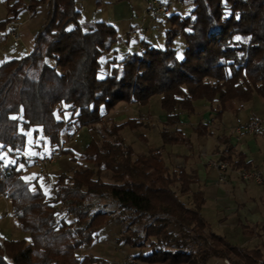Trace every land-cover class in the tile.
<instances>
[{"label": "trees", "instance_id": "trees-1", "mask_svg": "<svg viewBox=\"0 0 264 264\" xmlns=\"http://www.w3.org/2000/svg\"><path fill=\"white\" fill-rule=\"evenodd\" d=\"M4 1L7 15L0 19V34L24 8L33 13L48 3L49 9L30 52L0 64V163L4 150L28 149L25 131H40L53 149L62 133L102 122L120 101L145 105L160 95L166 116L159 132L163 145L183 141L177 129L168 127L179 123L181 112H193L196 100L217 102L216 117L231 101L248 102L254 95L264 101V0H192L189 14L168 16L171 25L162 48L142 41L137 51L113 59L105 71L101 57L118 40L112 24L83 26L76 0ZM178 36L184 39L180 49ZM143 125L137 118L113 123L77 158L62 150L84 166L59 173L51 199L36 178L8 162L0 194L10 200L11 214L28 240H4L0 264H107L93 254L79 258L76 250L100 242L101 231L113 221L143 225L145 236L126 228L120 241L138 248L132 256L145 264H206L212 257L264 264L259 248L231 244L210 229L201 212L204 193L191 187L194 175L169 168L159 148L136 153L119 135L126 126ZM236 157L235 168H251L242 152ZM103 171L110 172V181L101 178ZM93 195L117 201L116 215L108 217L99 207L90 211L83 201ZM68 215L73 221L65 220Z\"/></svg>", "mask_w": 264, "mask_h": 264}, {"label": "crops", "instance_id": "crops-1", "mask_svg": "<svg viewBox=\"0 0 264 264\" xmlns=\"http://www.w3.org/2000/svg\"><path fill=\"white\" fill-rule=\"evenodd\" d=\"M23 2L27 3V0H23ZM3 4L5 11L0 14V19L7 14L5 1H3ZM78 4L83 8H85L84 5L90 4L97 12L94 19L81 23L83 26L88 27L95 22H106L112 24L116 29L119 40L109 52L104 54V56H108L106 61L120 60L124 55L135 51L138 45L146 40L147 35L152 33L147 29V23L142 22L141 19L146 8L145 0H76V8ZM164 4L168 6L167 2H164ZM48 9V3L39 4L33 13L26 7L22 11L24 15L22 20L20 18L22 12H20L15 19L7 24L6 29L0 34V64L30 52L33 46L34 33L45 21ZM134 28L138 30V37L129 45L122 44L120 38ZM12 29L16 30L19 35L18 46H13L11 38L7 35L8 31ZM30 33L32 35V45L28 47L23 55L19 52L22 36ZM250 101L229 105L228 109L223 111L219 117L214 115L216 105L214 107L211 105L214 102L194 101V111L190 113L181 112L179 123L168 127L170 132L177 129L182 135L183 141L164 145L161 137V143L155 140L157 136H160L159 132L166 120L163 110L156 118L148 110L146 113H136L139 105L135 103L119 102L105 116L110 114L114 116V120L121 118L123 120L121 122L130 118H139V121H142L144 125L139 127L138 132L130 139L122 134L125 142L132 145L137 153H147L151 148H159L169 168L182 167L188 173L194 175L195 181L191 184V187L194 190L203 191L205 196L203 206L207 203V213L215 219L217 224V232L215 233L224 236L231 244L247 249L259 248L264 253V232L261 230L264 225V182L257 184L252 181H242L233 171H228L227 179L220 182L218 171L211 164L227 157L226 161L233 165L237 160L236 153L239 151L244 154V162L251 163V168L264 165L263 121L262 135L259 134L255 137L243 131L239 140L235 138L237 127L254 120V118H259L254 108L263 112L261 114L264 117V102L256 101L252 105L254 108H252L251 105H246ZM88 128L91 127L82 126L75 130L73 134L75 143L83 142L80 151L91 140ZM89 135L90 137L87 139ZM229 146H232L231 150H228ZM42 152L48 151L42 150ZM39 184L42 186L41 182ZM42 188L45 195L49 194L50 199L54 196L53 194L50 195L47 187L42 186ZM203 216L211 226L204 214Z\"/></svg>", "mask_w": 264, "mask_h": 264}, {"label": "rangeland", "instance_id": "rangeland-1", "mask_svg": "<svg viewBox=\"0 0 264 264\" xmlns=\"http://www.w3.org/2000/svg\"><path fill=\"white\" fill-rule=\"evenodd\" d=\"M3 1L4 0H0V14L1 13L3 14V12L5 11V7L3 8V5H4ZM161 1L168 3V6H166L168 11H169L168 15L159 21L158 28L156 30H149L152 33H149L146 37V40H145V41L150 40L151 44L155 47H158V48H162L164 46L165 30L171 25V21L169 20L168 16L171 13H176L177 15L189 14L193 8L192 0H168V1L167 0H161ZM84 6H85V8L81 7L80 4H78V6H77V9L81 10L80 11L81 17L79 18L80 23H84L86 20H92L97 15V12H95L93 6H91L90 4H86ZM6 9H7V7H6ZM22 11L23 10H21L20 12H22ZM4 15H5V13H4ZM23 16L24 15L22 12L20 14L21 20H22ZM2 17H3V15H2ZM120 42L124 45H129V44L123 43L121 38H120ZM31 45H32L31 33L30 34H24L22 36V41H21V46L19 48V52L24 55L26 50L28 49V47ZM175 45L179 49L183 47L184 39L182 36H178L175 39ZM139 46L140 45H138V48L136 49V51L139 49ZM107 52H109V51H107ZM107 57L108 56L101 57V59L104 63L103 64V71H105V69H107V66L109 63L108 60L106 61ZM49 62L53 63L52 60H49ZM99 75L101 76L102 74H99ZM159 97H160V95H154L150 98V100L148 101L147 104L139 105L136 113H139V112L140 113H143V112L146 113V111L148 110L151 112V114L155 115L156 118H158L160 111L162 110L160 107ZM256 101L264 102L257 95H254L253 98L251 99V101L249 103H247L246 105L252 106L253 103ZM120 102H124V101H120ZM124 103H127V102H124ZM215 103H217V102H214L211 105L214 107L215 105H217ZM238 103H241V102L231 101L228 104L230 106H232L233 104H238ZM252 108H254V106H252ZM254 110H255L256 114L259 115V118H254V120L255 119L260 120V121H263V123H264V117H262V114H261L263 112L257 110L256 108H254ZM215 112H216V110H215ZM69 114H70V112L67 111L63 115H64V117H67ZM105 115L103 117L102 122L88 126V127L92 128V129L88 128L89 134L91 135V139L92 138L101 139L105 135V131H104L105 128H110L113 123H118V122L122 123L121 121H123L121 118H116L114 120L113 119L114 116H111L110 114L107 116H105ZM132 115H135V114H132ZM260 117H262L263 120ZM124 128H126V129L123 130ZM124 128L119 130V135L122 136V134H123L125 137H127L129 139L131 137H134L135 133H137L138 130L140 129L139 127L138 128H132L129 126H126ZM25 134H26L25 148H32V149L35 148L34 151L37 150V152H41L42 150L43 151L44 150L45 151H51V150L55 149L56 147H61L62 150H64V149L71 150V152H72L71 155H73L74 157L77 158L81 152L80 151L82 149L81 147L83 146V142L75 143V136L73 135L74 134L73 132L62 133L60 144L58 146L54 147L53 149L50 148L47 138L45 136H43L40 133V131H37L34 134L33 128H31V129L25 131ZM259 134L262 135L263 131L260 130L259 133L252 134V135L256 137ZM90 135L87 137V139H89ZM70 136H71V138H70ZM155 140L158 143H161L160 142V136H157ZM157 142H155V143H157ZM38 149H39V151H38ZM136 149H138V147H136ZM14 154L15 153H13V154L10 153V151L8 149L4 150L3 151L4 162H6V163H8V162L10 163V161L11 162H14V161L17 162V167L24 169V174L26 176H28L30 178H36V182H38V183L41 182L42 186L47 187L48 188L47 191H49L50 195L53 194V183L56 180L57 175L59 173L71 174V172L75 168H79V167L84 166V164L82 162H81L82 164H80V162H78V160L71 159L70 154L62 152V154L60 155V157L57 159V161L55 163H53L48 169L42 171L35 166H30V165L25 166V163H23L21 161L18 162L17 160H14V158H13ZM56 173H58V174H56ZM101 178L105 181H110V172L109 171H103L101 173ZM47 191H46V193H47ZM46 196L48 199H50L49 194H46ZM183 198L187 202H190L189 197H183ZM102 201L110 203V202H112V199L102 197ZM112 207H113V209H116L117 205L116 206L113 205ZM109 209L112 210V208H109ZM202 212L205 215V217L208 219V221L210 222V224H211L210 228L212 229V231L217 232L216 231L217 230V224H216L215 219H213L211 217V215H208V213H207V203L203 206ZM110 213H112V212L109 210L106 214L105 213L104 214L108 217H114L116 215L117 211L115 212V214H112V215ZM63 215L64 214H61V216H63ZM65 220L71 222V221H73V218L70 215H68V216H65ZM126 228L128 230H130L131 232L137 233L141 237L145 236L146 230L143 227V225H141V224H137V223L125 224V223H120L118 221H113L110 224H108L101 231L100 242L94 243L93 245H90V246H84V247L76 250L77 256L79 258H84L88 254H93L94 256L103 258L106 261H108L107 264H145L144 262L139 261L132 256V253L134 251H136V249H138V248H132V247H130V246H128V245H126L120 241L121 236L126 233V231H125ZM11 238H24V239L28 240L27 234L23 233L20 230L18 223H17V220L11 214L10 200L7 197L0 194V247L3 251L5 249L4 243H3L4 240L11 239ZM214 244L216 245L217 248L222 249L221 243L215 242ZM143 250H147V248H144ZM3 256H4V258H7L6 255H3ZM223 259L224 258H216V257L213 258L212 257V259H209L206 262V264H222ZM229 262L232 263L231 260H229Z\"/></svg>", "mask_w": 264, "mask_h": 264}, {"label": "built area", "instance_id": "built-area-1", "mask_svg": "<svg viewBox=\"0 0 264 264\" xmlns=\"http://www.w3.org/2000/svg\"><path fill=\"white\" fill-rule=\"evenodd\" d=\"M146 8L144 9V13L142 14V22L147 23L148 30H156L158 28V23L164 17L168 15V9L163 1L161 0H145ZM7 35L11 38V42L13 46L19 45V35L16 30L8 31ZM138 37V30L136 28L127 32L121 40L125 44H129L133 42ZM262 121L260 120H250L246 124L236 128V140L240 139L242 132H246L248 134H257L261 130ZM71 138V137H70ZM62 154V148L56 147L52 151L47 154H38L37 151H34L32 148H28L25 151L17 152L14 154L15 160L18 162L21 161L23 163H27L30 166H35L38 169L44 171L48 169L53 163L57 161V159ZM218 171V180L220 182H224L227 179V172L233 171L237 174V176L242 181H252L257 184H262L264 182V165L261 167H253L250 169L244 168H235L232 164H230L226 160L214 161L211 163ZM8 171H10L9 164L6 162L0 163V176L5 175ZM84 204L90 205L91 210H96V207H99L102 213H107L109 210L110 213L115 214L118 211L119 203L115 200L112 202H103L102 197L98 195H93L90 198H86L83 201ZM113 205H117L116 209H113ZM109 208H112L109 209ZM142 233V232H141ZM222 264H234L229 262V259L224 258L222 260Z\"/></svg>", "mask_w": 264, "mask_h": 264}, {"label": "snow or ice", "instance_id": "snow-or-ice-1", "mask_svg": "<svg viewBox=\"0 0 264 264\" xmlns=\"http://www.w3.org/2000/svg\"><path fill=\"white\" fill-rule=\"evenodd\" d=\"M237 39H239V38H237Z\"/></svg>", "mask_w": 264, "mask_h": 264}]
</instances>
